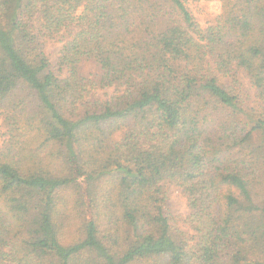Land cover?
<instances>
[{
	"label": "trees",
	"instance_id": "1",
	"mask_svg": "<svg viewBox=\"0 0 264 264\" xmlns=\"http://www.w3.org/2000/svg\"><path fill=\"white\" fill-rule=\"evenodd\" d=\"M0 119V264H264V0H0Z\"/></svg>",
	"mask_w": 264,
	"mask_h": 264
},
{
	"label": "rangeland",
	"instance_id": "2",
	"mask_svg": "<svg viewBox=\"0 0 264 264\" xmlns=\"http://www.w3.org/2000/svg\"><path fill=\"white\" fill-rule=\"evenodd\" d=\"M190 9L193 12L196 20L203 25L204 27L209 26L216 17L221 13V4L218 2H200V3H191L189 5ZM60 44L51 42L46 45V52L50 58L51 63L55 66L57 62L58 52L60 50ZM97 72L96 67L92 63L83 64V74L88 76L90 74H95ZM242 77V92L244 93L245 99L248 100L254 93L253 88L251 87L248 79L241 75ZM111 94V91H103L99 95H104V93ZM6 132L2 120L0 119V149L4 143V133ZM70 194L72 195L71 191ZM73 197V195H72ZM68 198H71L68 197ZM167 206L170 212L179 217L181 220L187 218L189 214V208L187 206V200L185 195L180 187L175 185L167 186ZM74 208L68 206V210L64 209L68 215L73 219L71 220L70 228L65 229V236L72 237L75 233L77 225H79V216L76 212L72 211Z\"/></svg>",
	"mask_w": 264,
	"mask_h": 264
}]
</instances>
